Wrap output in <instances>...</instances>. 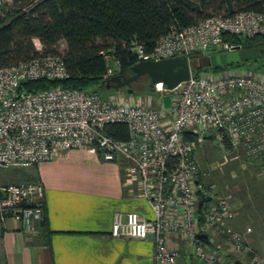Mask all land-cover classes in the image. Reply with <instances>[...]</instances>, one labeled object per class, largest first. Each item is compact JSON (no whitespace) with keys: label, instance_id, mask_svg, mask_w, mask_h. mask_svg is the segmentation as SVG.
Instances as JSON below:
<instances>
[{"label":"built area","instance_id":"2783aa9c","mask_svg":"<svg viewBox=\"0 0 264 264\" xmlns=\"http://www.w3.org/2000/svg\"><path fill=\"white\" fill-rule=\"evenodd\" d=\"M225 33L250 39L264 34V13L218 14L186 27L171 26L152 50L145 51L139 43L131 49L138 61L182 54L190 61L191 55L207 49H235L224 40ZM105 58L110 63L108 54ZM115 73L109 64L105 77ZM68 76L59 54L0 65V168L31 167L70 149L92 150L107 161L123 160L154 216L118 210L112 236L153 240L156 264H175L179 259L180 249L168 244L171 234L187 242L189 264H236L197 238L216 234L225 239L231 253L243 257L241 264H264V256L248 241L251 228L240 231L231 225L236 210L230 196H216L200 180L194 154L198 143L182 138L190 132L200 143L206 130H215L218 139L225 138L230 147L253 160L264 185V74L228 67L195 75L191 69L190 77L174 88L155 83L157 92L172 94L169 109L155 106L152 98L128 93L104 96L62 85L38 91L21 87L27 81ZM114 122L127 124L128 139H115L103 131ZM44 207L42 182L0 183V224L12 218L33 229Z\"/></svg>","mask_w":264,"mask_h":264},{"label":"trees","instance_id":"16d2710c","mask_svg":"<svg viewBox=\"0 0 264 264\" xmlns=\"http://www.w3.org/2000/svg\"><path fill=\"white\" fill-rule=\"evenodd\" d=\"M13 3L16 8L6 15L0 11V65H12L41 54H59L69 72L65 79L43 78L24 82L21 87L38 91L62 85L104 96L115 91L106 86L109 64L116 61L117 73H132L133 64L138 62L131 49L134 43L150 51L157 38L166 34L171 26L186 27L218 14L230 17L246 11L264 13V0H13ZM223 38L235 47L252 45L257 50L264 47V34L250 39L225 33ZM62 40L66 47L60 52L58 43ZM107 54L110 63L105 58ZM204 59L201 53L190 56L192 73L263 63L264 54L258 52L257 59L224 65L205 66ZM132 87V94H144L143 97L150 92L159 93L155 83L147 77L133 82ZM122 91L127 93L126 89ZM103 131L119 140L129 137L124 122L108 123ZM182 138L199 145L196 134L185 132ZM223 143L230 146L225 138ZM21 175L26 178L24 172ZM199 175L204 182L200 170ZM198 213L202 220L203 210L200 208ZM225 257L236 264L243 261L231 254Z\"/></svg>","mask_w":264,"mask_h":264},{"label":"crops","instance_id":"0c3cea01","mask_svg":"<svg viewBox=\"0 0 264 264\" xmlns=\"http://www.w3.org/2000/svg\"><path fill=\"white\" fill-rule=\"evenodd\" d=\"M126 167L125 161H107L92 150L70 149L31 166L26 178L17 174L14 180L1 181L42 182L45 207L33 229L12 218L0 224V264H156L153 240L111 235L118 210L154 216ZM234 220L231 225L237 227ZM215 240L216 235L209 236L210 247L225 256ZM168 244L181 251L175 264H189L185 240L171 234Z\"/></svg>","mask_w":264,"mask_h":264},{"label":"rangeland","instance_id":"374dc122","mask_svg":"<svg viewBox=\"0 0 264 264\" xmlns=\"http://www.w3.org/2000/svg\"><path fill=\"white\" fill-rule=\"evenodd\" d=\"M15 8L16 5H14L13 0H0V11L3 15ZM65 47L66 43L63 40L59 41L58 50L63 52ZM114 67L115 64H112L113 69ZM235 68L250 69L253 72L263 74L264 62L247 63ZM122 90L114 91L113 93H125ZM147 95H149V98L153 96L155 100L152 99V103L160 105L162 109H169L172 105L173 96L170 93L150 92ZM215 134L216 132L213 129L206 130L203 140L195 150V157L198 160L200 173H202V180L215 190L216 196L222 194L230 196V200L236 210L234 221H236L237 227H233L240 231L250 227L251 232L247 236L250 245L254 246L258 251L260 249L264 251V186L258 176V168L253 160L245 156L241 150L227 146ZM26 171L31 173V167H1L0 183L1 181L9 182L12 179L14 180L17 174ZM215 241L221 244L220 247L225 254L240 257L229 251L222 236L216 235ZM258 254L264 256L262 252H258Z\"/></svg>","mask_w":264,"mask_h":264},{"label":"water","instance_id":"95a60500","mask_svg":"<svg viewBox=\"0 0 264 264\" xmlns=\"http://www.w3.org/2000/svg\"><path fill=\"white\" fill-rule=\"evenodd\" d=\"M258 52L264 54V47L257 50L252 45H245L227 52L207 49L202 64L205 66L235 64L245 60L257 59ZM191 69L190 61L184 54L159 60H141L133 64L130 75L116 73L109 76L106 86L115 91L126 89L128 94H132L134 92L132 83L147 77L152 83L162 82L168 89H171L187 80L190 77ZM202 202L201 199L199 207L202 206ZM197 238L204 242L208 241L206 234H199Z\"/></svg>","mask_w":264,"mask_h":264},{"label":"bare ground","instance_id":"6f19581e","mask_svg":"<svg viewBox=\"0 0 264 264\" xmlns=\"http://www.w3.org/2000/svg\"><path fill=\"white\" fill-rule=\"evenodd\" d=\"M116 74V73H115Z\"/></svg>","mask_w":264,"mask_h":264}]
</instances>
